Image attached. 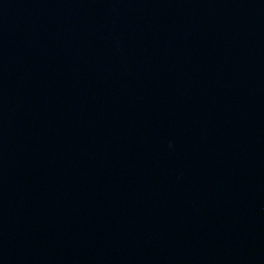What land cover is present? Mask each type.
I'll return each mask as SVG.
<instances>
[{"label":"water","instance_id":"obj_1","mask_svg":"<svg viewBox=\"0 0 264 264\" xmlns=\"http://www.w3.org/2000/svg\"><path fill=\"white\" fill-rule=\"evenodd\" d=\"M0 264H264V0H0Z\"/></svg>","mask_w":264,"mask_h":264}]
</instances>
